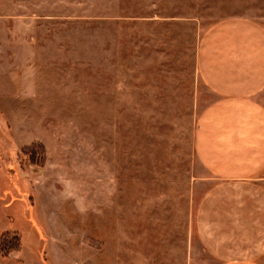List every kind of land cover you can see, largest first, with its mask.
<instances>
[{"label": "rangeland", "instance_id": "rangeland-1", "mask_svg": "<svg viewBox=\"0 0 264 264\" xmlns=\"http://www.w3.org/2000/svg\"><path fill=\"white\" fill-rule=\"evenodd\" d=\"M247 1L0 0V264H86L93 193L193 204L195 45Z\"/></svg>", "mask_w": 264, "mask_h": 264}, {"label": "crops", "instance_id": "crops-1", "mask_svg": "<svg viewBox=\"0 0 264 264\" xmlns=\"http://www.w3.org/2000/svg\"><path fill=\"white\" fill-rule=\"evenodd\" d=\"M245 4L195 45L193 90L205 107L192 133L193 204L176 208L170 194H91L79 262L264 264V19L254 12L264 0Z\"/></svg>", "mask_w": 264, "mask_h": 264}, {"label": "trees", "instance_id": "trees-1", "mask_svg": "<svg viewBox=\"0 0 264 264\" xmlns=\"http://www.w3.org/2000/svg\"><path fill=\"white\" fill-rule=\"evenodd\" d=\"M15 238H16V240H15L16 244L9 245V250L6 252L3 251L1 253V251H0V255H2L4 257H9L12 252L20 251L22 249V236H21V234L15 233Z\"/></svg>", "mask_w": 264, "mask_h": 264}]
</instances>
